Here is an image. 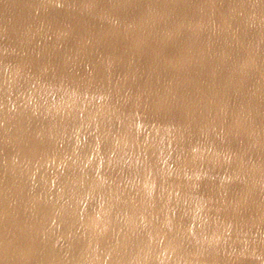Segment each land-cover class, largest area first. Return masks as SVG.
Listing matches in <instances>:
<instances>
[{
	"label": "bare ground",
	"instance_id": "6f19581e",
	"mask_svg": "<svg viewBox=\"0 0 264 264\" xmlns=\"http://www.w3.org/2000/svg\"><path fill=\"white\" fill-rule=\"evenodd\" d=\"M161 256L264 264V0H0V264Z\"/></svg>",
	"mask_w": 264,
	"mask_h": 264
},
{
	"label": "rangeland",
	"instance_id": "374dc122",
	"mask_svg": "<svg viewBox=\"0 0 264 264\" xmlns=\"http://www.w3.org/2000/svg\"><path fill=\"white\" fill-rule=\"evenodd\" d=\"M177 117H182L183 119H187V118H184V117H183V114H182V113H181V114H177ZM189 122H190V121H189ZM189 122H187V123H189ZM184 125H185V124H184ZM179 174H180V172H179ZM179 174H177V175H179ZM175 206L181 207L179 202H177V203L175 204ZM147 221H148V219H147ZM171 221L176 222V221H179V220H177V219L170 220V221H167V223L164 222V225H165V224H169ZM207 223H209V222L207 221ZM193 230H195V228H193ZM174 233H175L176 235H181V234H182V231H181L180 229L177 228V229H175ZM184 233H186V232H184ZM175 234H172V235H175ZM186 241H187V240H186ZM187 242H188V241H187ZM158 261H159L160 264L164 263V261H165V260H164V257L161 256V257L158 259Z\"/></svg>",
	"mask_w": 264,
	"mask_h": 264
}]
</instances>
